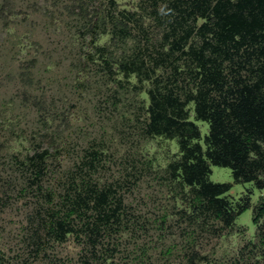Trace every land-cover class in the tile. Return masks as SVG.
Masks as SVG:
<instances>
[{
	"label": "rangeland",
	"instance_id": "rangeland-1",
	"mask_svg": "<svg viewBox=\"0 0 264 264\" xmlns=\"http://www.w3.org/2000/svg\"><path fill=\"white\" fill-rule=\"evenodd\" d=\"M139 1L119 0L128 9ZM81 3L0 0V264H192L195 256L194 264H264V216L254 223L264 190L213 166L211 180L231 183L237 201L252 193V207L229 229L193 208L190 188L170 174L178 140L146 133L150 84L112 75L88 56L96 50L83 32L107 0H85L86 17ZM147 27L161 39L153 20ZM187 63L182 87L193 85ZM191 120L204 138L209 123ZM51 146L40 187L27 156ZM84 180L124 198L122 223L95 249L85 235L61 243L48 233L69 186Z\"/></svg>",
	"mask_w": 264,
	"mask_h": 264
},
{
	"label": "trees",
	"instance_id": "trees-1",
	"mask_svg": "<svg viewBox=\"0 0 264 264\" xmlns=\"http://www.w3.org/2000/svg\"><path fill=\"white\" fill-rule=\"evenodd\" d=\"M84 1L80 14L86 17ZM107 4L83 32L96 50L88 56L112 75L150 84L144 90L147 135L178 140L180 158L169 164L171 177L190 188L197 212L232 228L251 209L252 193L235 200L231 183L211 180L212 167L230 168L236 183L264 190V0H140L134 9L121 8L119 0ZM150 20L162 28L161 39L151 38ZM106 36L109 44H100ZM128 42L132 51L116 54ZM150 48L154 52L146 54ZM181 60L193 78L189 87L178 83ZM163 69H171L174 79ZM193 113L209 123L204 138ZM51 148L27 156L40 187ZM97 155L91 153L92 167ZM63 203L48 227L56 242L85 235L95 249L122 223L124 198L112 185L84 180L69 186ZM257 210L255 224L264 216V202Z\"/></svg>",
	"mask_w": 264,
	"mask_h": 264
}]
</instances>
